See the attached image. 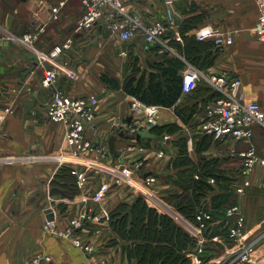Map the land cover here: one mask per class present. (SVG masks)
<instances>
[{
	"label": "crops",
	"instance_id": "crops-1",
	"mask_svg": "<svg viewBox=\"0 0 264 264\" xmlns=\"http://www.w3.org/2000/svg\"><path fill=\"white\" fill-rule=\"evenodd\" d=\"M21 1H27L25 6L27 18H21L25 22L23 24L25 27L21 26L20 20L17 21L15 16L10 15L9 12L4 28L12 33L27 31L35 25L39 26L41 21H46L47 10L42 9V7L37 11V14L33 15L32 13L35 8L37 9L36 3H34L36 0ZM165 1L132 0L128 8L139 14L141 20L148 24L150 21L164 20ZM171 1L178 17L175 18V26H168L165 30L164 41L169 48H162L160 45L146 42L143 34L137 35L131 40L120 42L109 36L107 30L97 27L91 32L79 34L80 36L76 37L72 49L64 55V58L67 57L66 59L70 60V64L77 71L78 79L75 82H67L61 78L59 85L66 90L65 92L74 97L87 94L97 96L98 106L92 126L102 136L105 135L98 140V143H105L107 146V137L116 135L114 145L116 150L121 152L122 159L130 162H141L142 169H151L158 173L156 180H160L165 175L167 180L165 179L166 183L163 184L167 186H161L159 181L157 183L159 187L154 183L150 189L157 198L173 204L174 196L183 192L175 180L180 177L179 172L181 170H190L194 164L199 166L198 163L201 161L205 165H209L223 163L225 160H234L229 164V169L231 172L234 169L237 170L238 164L234 166L237 157L229 156L227 145L204 139L202 135L199 137L197 131H195L197 137L192 136V138L194 142L197 139L200 141L198 144H193V149L187 152L189 164H177L175 166L171 163L178 156V148L175 142L182 130L191 131L198 128L199 116L208 88L204 82H199L189 94H181L173 106L163 107L159 105L155 124L149 130L144 131L149 136H144L139 141L134 138L117 136L126 124L134 122L128 103L131 95L125 93L121 88H106V95L85 89L82 82V78L85 76L83 69L88 60V50L93 46L88 47L89 43H93L91 39L99 37L105 40L113 39L121 43L117 54L121 57L129 55L139 59L140 63L138 62L137 67L140 68V71H144L145 76L152 73L157 79L161 76V68H173L180 77V72L185 66L184 61L191 62L193 58L199 55L202 57L207 52L212 53V64L205 66L204 70L222 72L229 77L239 78L238 89L245 93L248 100L257 101L262 105H264V45L254 38L251 29L257 19V0ZM55 3L53 5L58 2ZM68 5L72 7L73 0ZM68 5L63 11L61 9V18L58 21L45 27L46 31L41 37L43 47L51 48L70 34L75 18L78 17V14L81 15L82 8L79 3L77 6L78 13L76 11L72 17L71 13L65 11ZM13 13H18L15 7ZM59 22H61L59 26L63 29L61 32L58 30L60 28L51 27ZM210 26L230 32L233 36V43L216 51L210 41H198L194 38L195 33ZM53 30L59 32V35H65L57 40ZM201 45L203 46L201 47ZM15 48L11 42L0 40V156L21 157L29 153L44 155L59 151L68 153L64 143V127L47 120L45 115L49 92L40 85L42 73L35 62V58L31 57L29 52L26 55L19 49L20 54L24 56V58L22 56L20 68L16 70L17 62L14 58L12 63L1 61L3 54L11 49L14 51ZM16 59L20 60V58ZM125 75L120 82L125 78ZM102 85L106 87V84ZM175 107L182 109L183 117L176 113ZM6 108H9L10 111L5 110ZM190 109L192 110L191 115H189ZM128 117L130 120H127ZM151 129L154 130L151 131ZM155 131L160 132V134L155 133ZM164 136H168L169 139H164ZM89 138L95 140L92 133ZM262 140L264 141V127L255 126L252 143L257 155L264 158V149L263 151L257 149V144L259 145ZM205 141L209 143L202 146L201 144ZM199 145L202 146V149L197 150L196 147ZM229 146L232 144L230 143ZM246 147L247 145L244 143H237L235 149L239 152ZM158 151H163V157H157ZM88 158L94 159V154H89ZM62 169H64L63 166L52 161H38L32 162V164L13 162L0 165V264H33L36 257L46 255L51 256L54 264H133L134 258H128L127 253L118 247L120 244H131V242L118 238L109 228L108 221L92 223L87 228L78 230L82 242L93 246L92 252H84L74 247L69 239L58 238L51 233V231H64L69 226L70 220L79 216L78 214L82 212L83 208H96V204L90 201V194L99 180L95 177L92 180L89 172L85 187L80 190L78 188L71 195L63 194V188L66 192H71L68 191L67 187H62L65 185L61 183L63 180H67L65 178L71 174L69 175L67 171L63 172ZM72 178L75 180L73 176ZM94 183L95 185H93ZM262 187H264V166L259 165L250 177V185L245 188L244 194L240 196L248 202L250 199H257V202L260 199L264 201V188ZM212 193L213 195L207 197L206 203L216 211L222 210L224 205L237 202L240 199V196L233 194L228 203L225 187L216 186ZM254 193L260 194L255 195ZM136 196L138 195H135L134 192L116 188L108 196L110 199L106 198V206L110 209L117 202H130ZM143 199L148 205H153L151 198ZM108 201L110 206L107 205ZM47 207L51 208L53 212V224L51 231L48 232L43 228L47 220L45 213ZM243 213L245 222L249 223L248 216L250 217V215L248 213L245 215L244 210ZM105 231L106 235L104 234ZM256 234L249 228H245V239L250 240ZM112 239L115 240L114 244H110ZM227 249L229 250L228 246ZM190 251L192 248L185 250L184 254H188ZM253 256L257 264H264V243L255 248ZM40 264L46 263L43 261Z\"/></svg>",
	"mask_w": 264,
	"mask_h": 264
},
{
	"label": "built area",
	"instance_id": "built-area-1",
	"mask_svg": "<svg viewBox=\"0 0 264 264\" xmlns=\"http://www.w3.org/2000/svg\"><path fill=\"white\" fill-rule=\"evenodd\" d=\"M131 1L80 0L82 15L73 26L75 34L51 48H45L41 44L45 24L41 23L35 31H26L22 34L12 33L0 26V40L21 45L35 56V62L42 73L40 85L49 92L45 115L47 120L63 125L64 143L68 149V153L59 151L44 155L40 159L39 156L42 155L33 153L21 157L2 156L0 164L13 162L32 164L35 161L47 160L59 166H67L70 173L75 175L76 184L80 188L86 186L88 172L99 180L91 193V201L96 204L95 209L83 208L79 216L71 219L69 226L62 232L51 231L52 220H46L43 225L45 231H51L58 238L69 239L74 247L84 252H92L94 248L82 242L78 230H83L92 223L109 220V209L104 202L110 188L117 186L124 187L142 198H151L153 200L151 207L169 216L190 238H193L192 251L185 254L189 264H206V262L208 264L209 260L206 259L205 252L206 250L213 252V250L206 248L204 242L212 240L221 243L223 238L228 237L233 241V246L225 252H233L234 256L227 264H257L253 251L258 245L264 243V229L252 239L245 241V216L238 201L226 204L222 210L216 211L206 203L207 197L213 195L210 192L201 198L192 217H188L173 204L157 198L152 194L150 187L156 181L158 173L151 169H142L141 162L114 158L110 155L105 143H98L103 136L92 126L98 106L97 96L87 94L74 97L59 85L61 78L67 82L77 80V71L70 64V60L66 59L67 57L64 58V55L72 49L79 34L91 32L97 27L107 30L109 36L120 42L143 34L146 42L169 48L164 41L165 30L168 26H175V18L178 17L172 1H165L163 21L155 20L148 24L143 23L141 16L128 8ZM43 4L47 7V19L56 20L65 2L59 1L56 5L48 6L44 1H40L39 6L42 7ZM37 11H33V15L37 14ZM257 12V19L251 29L254 38L264 45V0H257ZM177 38L179 39L178 36ZM194 38L198 41H210L216 51L233 43L230 32L213 26L195 33ZM184 64V69L180 72L181 94H189L201 81L208 88L197 130L212 141L225 143L229 156L241 159L238 180L233 184V193L238 196L243 195L245 188L250 185V177L254 169L259 165L264 166V158L257 155L252 143L254 127H264V105L246 98L245 93L238 89L239 78L229 77L222 72H207L188 61H184ZM128 103L134 122L126 124L120 131L134 136L138 132L149 130L156 122L155 116L160 106L145 104L135 96H130ZM91 133L95 136V140L89 138ZM164 139L169 138L164 136ZM185 142L187 152H190L193 149L192 139L189 138ZM230 143L232 146H229ZM237 143H244L247 147L238 152L235 149ZM91 153L94 154V159L88 158ZM84 154L87 158L83 157ZM156 155L159 158L163 157V151H158ZM193 177L196 180L200 179L198 173H195ZM171 178H173L172 175ZM214 181L215 178L212 176L206 178V183L210 185L214 186ZM146 204L148 205L147 202ZM43 261L46 264H54V260L49 255L36 257L33 264H40Z\"/></svg>",
	"mask_w": 264,
	"mask_h": 264
},
{
	"label": "trees",
	"instance_id": "trees-1",
	"mask_svg": "<svg viewBox=\"0 0 264 264\" xmlns=\"http://www.w3.org/2000/svg\"><path fill=\"white\" fill-rule=\"evenodd\" d=\"M191 62L204 70L205 66L212 64V53L209 54L207 52L202 57L199 55L193 58ZM160 72L161 76L157 79L154 74L149 73L145 76V72L140 71L139 67L132 66L130 73L125 75L122 82L115 77H108L106 74H101L100 78L111 89L121 88L125 93L137 97L145 104L171 107L181 95V75L179 77L177 71L173 68H161ZM174 109L180 117H183L184 113L181 108L175 107ZM191 111L190 109L189 115H191ZM155 133L160 134L158 131H155ZM201 135L199 133V137ZM186 138L185 135L180 134L175 142L178 148V156L171 161L172 165H187L188 161H190L187 156ZM203 138L212 140L206 136ZM195 141L193 139L194 145L195 143L198 144L200 139ZM206 143L208 144L209 142L205 141L201 145L204 146ZM217 143L222 144L220 142ZM202 146H197V150L202 149ZM240 160L237 157L235 161L236 164L239 162V166ZM231 162H234V160L205 165L201 161L198 163L199 166L194 164L190 170H181L180 177L182 179L180 180V177L174 179L183 189V192L174 196V206L183 214L192 217L201 198L206 196L208 192H213L216 186L225 187L226 200L228 202L231 201L234 194L233 184L238 180L239 173L238 165L236 166L237 170L234 169L231 172L229 169ZM62 170L63 172L67 171L70 175L68 167L66 169V166H64ZM227 170H230V172ZM196 171L200 175L199 180L193 177ZM234 173L237 175H234ZM209 176L215 178L214 186L206 183V178ZM69 177L65 178L67 180H63L61 183L65 185L62 187H67L68 191H71L68 192L71 194L76 192L77 189L75 188V180H73L72 175ZM108 214L109 228L118 238L123 241H129L138 248V252L135 253L136 264H189L184 251L194 246L193 238H190L169 216L161 214L155 208L148 206L141 196L138 195L132 198L130 202H117L109 209Z\"/></svg>",
	"mask_w": 264,
	"mask_h": 264
},
{
	"label": "rangeland",
	"instance_id": "rangeland-1",
	"mask_svg": "<svg viewBox=\"0 0 264 264\" xmlns=\"http://www.w3.org/2000/svg\"><path fill=\"white\" fill-rule=\"evenodd\" d=\"M40 1H44V3L47 4L48 6L53 5L56 1L57 2L64 1L65 4L61 7V9L63 11L65 9L66 5H68L72 0H36L34 3H36L37 9L35 8L34 11L40 10V6H39ZM79 3H80L79 0H73V6L71 7V6L68 5V7L66 8L65 11H68L69 13H71V15L73 17V15L75 14V12L78 9L77 6L79 5ZM26 5H27V1H21V0H0V26L5 27L4 26L5 25V20H6L7 14L9 12H10V15L15 16V19H17V21L20 20V25L21 26H24L23 24H25V22L21 18H27V12H26V9H25ZM14 7H15V10H18V13H16V14L13 13ZM42 9L46 10L47 7H45L44 4H43ZM61 9L59 10L58 18L56 20H48L47 17H46V21L45 22L44 21L40 22V24L41 23L45 24L44 25V30L45 31H46L45 27H47L48 24L52 23V25H53V22H56V21L59 20V18H61V16H60ZM77 13H78V11H77ZM81 15H82V12H81ZM81 15L78 14V17L75 18V22H76V20H78V18ZM60 23L61 22L55 24L54 26H51V25L50 26L53 27V28H57V27L60 28L58 30L61 32L63 29L59 26ZM37 27L38 26L35 25V27L29 28L27 30V32L35 31ZM10 29H12V26H10ZM24 32H26V31H24ZM24 32H19V33L22 34ZM53 32H55V34H56L55 37L58 38L57 40H60L62 38V36L65 35V34L64 35L63 34L59 35V32H56L55 30H53ZM73 34H75V33H74L73 28H72L71 32H70V34L68 36L69 37H73ZM68 36H65L60 41V43L63 42L66 38H68ZM91 41H93V43H89L88 47H90L91 45H93V46L91 48H89V50H88L89 51L88 54H87L88 60H87V63L85 65L84 69H83V73H84L85 76L82 78V82H83V85H84L85 89H91L94 92H99L100 95H106V93H107L106 92V88H110V87H108L107 85H105L106 87H104V85H102L104 83L101 81V78H100L101 74H106L108 77H111V76L115 77L116 79H118L120 81L125 74L130 73L131 67L132 66L136 67L138 62L140 63V61H138L139 59L133 58V57H131L129 55H126L124 57H121L120 55H118L117 51H118L119 45L121 43L116 42L113 39L105 40V39H101L99 37H95V38H92ZM13 45H15V47H16L14 49V51L11 49L9 52H7L8 54L7 53L3 54V56H1V61L5 62V63H7V62L12 63V59L14 58V60L17 62V64L15 65L16 66V70H17L18 68L21 67L20 63H21L22 56H23L22 54H20L19 49L21 51H23L26 55H27V49H25L21 45H17V44H13ZM29 55L31 57H35L32 53H29ZM16 58H20V60H17ZM23 58H24V56H23ZM16 70H15V72H16ZM169 131H171V130H169ZM195 131H198L197 128L196 129H192L191 131L187 130V129H183L181 134L185 135L188 138H191L192 142H193L192 136L196 135ZM144 133L148 136L147 132H144ZM104 134H105V132H104ZM198 136H199V134H198ZM103 137H105V135ZM176 137H178V136H176ZM195 137H197V136H195ZM257 149H258V151L259 150L263 151V149H264V141L263 140L259 143V145L257 144ZM225 153H226V151H225ZM50 154H55V152H49V153H46L44 155H50ZM25 155H27V154H25ZM25 155H23V156H25ZM44 155H42V156L38 155L39 159L43 158ZM2 156L6 157V155H2ZM2 156H0V157H2ZM83 157L87 158L86 154H84ZM41 161H47V160H41ZM36 162H38V161H35V163ZM237 164H239V162ZM0 165H7V164H0ZM62 166L64 167V165H62ZM235 166H236V163H235ZM166 167L168 168V166H166ZM228 171H230V170H228ZM88 173H86V174L88 175ZM179 174H181V173L179 172ZM234 175H237V174L234 173ZM72 176L75 178V175H72ZM165 179H166V177L164 175L163 177H161L160 180H156L154 183L156 185L160 181V183H161L160 185L161 186H167L166 184H163V183H166L167 179L166 180ZM181 179H182V177H180V180ZM92 180H93V177H92ZM75 185H76V187H75L76 189H78V188H79V190L81 189L76 184V178H75ZM93 185H95V183ZM158 187H159V185H158ZM94 188H92V189H94ZM116 188H118V189L120 188V189H122L124 191H128L124 187L112 186L110 188V190H109L108 196H110L111 192H113V190L116 189ZM262 188H264V187H262ZM62 190H63L62 192H64V194H69V195L72 194V193L70 194V193L66 192V190H64V188ZM260 193H258V194L254 193V194L255 195H259ZM91 195L92 194H90V201L92 200L91 199ZM108 196H106V198H108ZM106 198H105L104 204H106ZM109 199H110V197L108 198V200ZM238 202H239L240 206L243 208V210L245 212V215H246V213H248L250 215V217L248 216L249 223L246 221L247 222V224H246V222L244 221L245 222V228L246 227L249 228V230H251L255 234H256V232L261 231L262 228H264V201L260 199V201L257 202V199H254V200L250 199V202H248L246 200L244 201V199H242L241 196H240V199H239ZM93 203L95 204V202H93ZM107 205L110 206L109 201L107 202ZM104 234L105 235L107 234L106 231H105ZM245 241H247V239ZM114 243H115V240L112 239L110 241V244H114ZM204 244L206 245V248H209V249L213 250V252L207 251L205 253V257H206V259L209 260L210 264H221L222 262H223V264H227V263H229L232 260V258L234 256L233 252H225L227 246H228L229 249L233 246V241L231 239H229V237L228 238H223L221 243H217V242L212 241V240H207V241L204 242ZM118 247L122 248L127 253L128 258L129 257H131V258L133 257L134 258L133 259L134 260L133 264H136L135 263L136 262L135 253L138 252V248L133 243H131V244H123V245L120 244V245H118Z\"/></svg>",
	"mask_w": 264,
	"mask_h": 264
},
{
	"label": "water",
	"instance_id": "water-1",
	"mask_svg": "<svg viewBox=\"0 0 264 264\" xmlns=\"http://www.w3.org/2000/svg\"><path fill=\"white\" fill-rule=\"evenodd\" d=\"M127 120H130V117L127 118ZM117 136H120L122 138H134L135 140L139 141L140 139H142L144 136H147L144 132H138L136 133L134 136L127 134L125 131H120ZM149 136V135H148ZM115 140H116V135H109L107 137V147H108V151L110 153L111 156L115 157H119L121 159V152L116 150L115 148ZM45 213H46V219L48 220H52L53 219V212L51 210V208L47 207L45 209Z\"/></svg>",
	"mask_w": 264,
	"mask_h": 264
}]
</instances>
